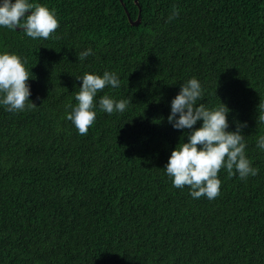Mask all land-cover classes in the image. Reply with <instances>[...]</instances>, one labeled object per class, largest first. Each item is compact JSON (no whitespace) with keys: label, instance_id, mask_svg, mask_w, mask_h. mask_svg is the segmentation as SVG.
I'll return each mask as SVG.
<instances>
[{"label":"trees","instance_id":"16d2710c","mask_svg":"<svg viewBox=\"0 0 264 264\" xmlns=\"http://www.w3.org/2000/svg\"><path fill=\"white\" fill-rule=\"evenodd\" d=\"M32 0L56 13L48 40L0 28V51L31 69L23 112L0 106V264H264V0ZM87 48L93 55L78 60ZM113 71L122 114L67 119L86 72ZM191 77L207 106L247 122L258 175L221 169L220 194L193 199L163 169L180 142L168 122ZM198 122L196 127L200 126ZM186 139V137H185Z\"/></svg>","mask_w":264,"mask_h":264},{"label":"clouds","instance_id":"9594fccd","mask_svg":"<svg viewBox=\"0 0 264 264\" xmlns=\"http://www.w3.org/2000/svg\"><path fill=\"white\" fill-rule=\"evenodd\" d=\"M0 28L17 30L21 28L33 40H48L59 28L54 10L32 0H0ZM93 49L80 51L78 60L93 55ZM27 61L18 54L0 51V106L8 112H23L37 105L30 99L31 86L28 83L31 69ZM82 81L75 93L76 104L68 105L71 110L67 119L80 135H87L97 117V108L108 114H122L129 105L127 99L117 100L104 94L105 88L120 87L117 73L105 70L102 74L86 72L76 77ZM204 89L200 80L191 77L180 84V90L171 100L168 122L181 130L180 142L171 151L164 166L166 175L175 188L188 187L193 199L206 197L215 199L221 190L220 170L226 169L240 179L258 175L259 169L248 157L247 142L243 128L247 122L236 123L235 130H229L231 109L221 101L219 106L209 107L205 102ZM264 111V105H259ZM198 122L199 127H196ZM257 124L264 123V115L256 118ZM186 137V139H185ZM256 147L264 151V135L256 140Z\"/></svg>","mask_w":264,"mask_h":264},{"label":"water","instance_id":"95a60500","mask_svg":"<svg viewBox=\"0 0 264 264\" xmlns=\"http://www.w3.org/2000/svg\"><path fill=\"white\" fill-rule=\"evenodd\" d=\"M135 1H136V3H137L138 6H139V15H138V18H137L136 20H133V19L131 18L130 12H129V10H128L127 7H126V4H125L123 1H122V3H123V6H124V8H125V11H126L128 17H129L130 22H131L133 25H139V24L141 23V21H142V16H141V13H142V6L140 5L139 0H135ZM19 29H21V28H18V30H19Z\"/></svg>","mask_w":264,"mask_h":264}]
</instances>
